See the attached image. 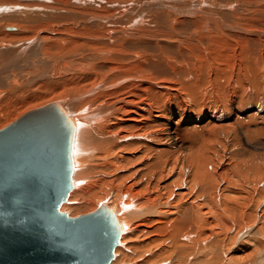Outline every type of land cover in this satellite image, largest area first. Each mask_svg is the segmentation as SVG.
<instances>
[{
  "label": "bare ground",
  "instance_id": "bare-ground-1",
  "mask_svg": "<svg viewBox=\"0 0 264 264\" xmlns=\"http://www.w3.org/2000/svg\"><path fill=\"white\" fill-rule=\"evenodd\" d=\"M218 1L231 4L224 8L235 12L230 16L232 21L201 13L200 3L192 0H0V128L20 117L24 111H18L31 99H57L53 103L66 111L76 128L72 151V181L76 188L59 210L77 217L102 203L113 212L122 234L110 264H197L198 259L206 258L207 264H264L262 259L247 262L235 257L247 248V239L257 250H264V216L260 215L264 211H258L264 202V166L247 169V164L240 163L228 180L220 178L218 172L207 179L205 173L209 158H214L213 162L218 158L215 147L210 151L202 140L205 136V140L215 138L219 149L223 145L225 161L231 168L240 151L232 147L229 134H234L236 140L243 135L244 144L251 142L238 119L240 112L233 114V127L227 133L221 131L224 136L220 143L219 130L211 129L208 134L205 129L189 132L191 126L184 125V116L190 112L188 104L194 101L192 95L200 96L201 89L215 81L225 80L228 100L223 92L211 100L214 108L204 105L201 111L222 107L227 111L247 101V90H238L240 81L247 80L237 77L232 68H224L225 60L215 58L221 50L227 51L226 45L234 46L231 50L243 49L246 42L236 41V37L241 40L247 36L246 55L252 53L264 59V42L259 41L264 39L262 15L256 16L257 9H251L249 12L255 14L244 29L235 23L245 19L237 16L236 5L247 0ZM259 2L264 5V0ZM20 4L36 11L19 19L13 14ZM210 7L224 10L221 6ZM131 8L133 11L128 10ZM148 10L153 13L142 24L144 17L136 15H146ZM8 12L13 13L6 15ZM15 23L16 28L8 27L5 30L9 32H4L5 24ZM226 55H233V51L228 49ZM261 63L264 65V61ZM246 65V79L251 68L264 72V67L258 70L252 64ZM121 115L127 118L122 120ZM250 116L244 118L250 120ZM227 119L210 120L207 125L225 126ZM128 138L137 142L130 146H139L144 157L136 171L121 165L133 162L123 151L129 147L124 144ZM251 143L254 149L263 150L264 161V141ZM198 144L200 149L194 157V153L181 157ZM188 168L193 171V184L184 188L175 185L165 195L163 179L155 184L151 180ZM207 168L213 170L209 165ZM110 170L112 175L106 173ZM122 176L134 181L130 186L134 196L124 184H116ZM251 184L257 186L252 188L249 200L247 185ZM112 190L114 202L125 190L133 199L115 207L114 202L109 205ZM150 191L157 192L152 199L146 196ZM152 222L156 225L152 229L140 228ZM251 228H255L252 234L245 235ZM152 232L164 233L166 249L158 255L160 259L148 263L145 258L150 251L136 245L143 242L142 235ZM240 235H245V241L235 247Z\"/></svg>",
  "mask_w": 264,
  "mask_h": 264
},
{
  "label": "water",
  "instance_id": "water-1",
  "mask_svg": "<svg viewBox=\"0 0 264 264\" xmlns=\"http://www.w3.org/2000/svg\"><path fill=\"white\" fill-rule=\"evenodd\" d=\"M75 124L58 104L0 129V264H110L122 228L101 204L60 212L73 189Z\"/></svg>",
  "mask_w": 264,
  "mask_h": 264
},
{
  "label": "rangeland",
  "instance_id": "rangeland-1",
  "mask_svg": "<svg viewBox=\"0 0 264 264\" xmlns=\"http://www.w3.org/2000/svg\"><path fill=\"white\" fill-rule=\"evenodd\" d=\"M2 1H4V0H2ZM15 1H17V0H15ZM18 1H21V0H18ZM127 1H132V0H127ZM192 1L193 2L197 1V4L200 3V8L201 9H199V11L201 13L207 12V13L219 16L218 18H221L224 22H227L228 20L232 21L230 16H232L233 13H235V12H233L231 10H226L225 11V8H224L225 6H230L231 4H228V3L226 4V2L219 3L218 0H204V1L192 0ZM22 2H24V1H22ZM230 3H232V2H230ZM242 3H244V4L236 5V8H237L236 13H237V16H239V17L245 16V19L242 22H239V21L236 22L235 21L237 26L242 27L244 29H247V25H249L247 23H250L251 20H252L251 15L255 14V12L253 14L249 12V11H251V9H257L258 12L255 15L256 16H261L262 15V17L264 18V7H263L264 5L262 4V2H259V0H247L246 2L243 1ZM185 6H191V5L190 4H186ZM204 6L206 8H204ZM209 6H212V7L221 6L224 10L211 8V7L209 8ZM17 8L18 9H14L16 14H13V15H15V16L17 15V17H19V19H21L25 15H30L33 12L36 11L34 8H31V7L26 8V6H22V5L20 7H17ZM23 8L26 9V10H24ZM136 9H137V11H146L144 8H142V9L136 8ZM203 9H205V10H203ZM128 10L129 11L130 10L133 11V8L128 9ZM202 10H203V12H202ZM123 11L124 10L122 9V12ZM224 11L226 13L227 12L228 13L225 15ZM56 12H51V13H53L55 15H58V13H56ZM12 13L13 12H8V14H6V15H10ZM152 13H153V11L148 10L146 15L143 14L144 16L143 15L142 16H138V14H137L136 16L141 18V19H143L142 17H144V19H143L144 21L142 20V24H144L145 23V17L149 18L152 15ZM214 13H216V14H214ZM218 13H219V15H218ZM0 16H3V15H0ZM104 23H105V21H104ZM102 24H103V22H102ZM17 26L18 25L16 23L15 24H11V25L5 24L4 25V32L5 31L9 32V31L5 30L8 27L9 28H13V27L16 28ZM229 41L235 42L234 39H230ZM229 41H228V43H229ZM236 41H242V42L245 41L246 45H247V36H245L244 38H241V40L238 37H236ZM259 41H262L261 43H263L264 39H260ZM246 45H244L245 49L244 48L240 49V47H239V48H236V49H233V50H231V49L234 46H232L231 44L230 45H226V48H228L229 51H233V55H231V56L226 55L228 53V49H227V51H226L227 53L224 50H221V52H219L221 55L218 54L217 56H215V58L218 57L217 59L221 58L222 60H225L224 61L225 65L223 64L224 68H227V67H228V69L232 68L234 70V74L236 73L237 77H241V78L247 80V82H243V83H242V81H240V85L238 87V90H243V89L247 90V101L246 102L243 101L239 105H236L234 109L227 108V111L224 110L223 107L220 108L219 110H216V111H214V110L208 111L207 108H204L203 111H201V109H202V107L204 105L207 106V107H210V108H214L215 102L211 101V100H213L214 98H216V96L222 94L223 92L225 93L224 94L225 100H228V97H229L228 94H227V89H229V88L227 87L225 80L215 81L211 85H205L201 89L202 94L200 96H197V97L192 95V99L194 101H192L191 103L188 104V106L190 108V112H187V114L184 116V122H185L184 125L189 126V127L191 126V129L188 130L189 132H194L197 129H205L207 131V134H208V133H210L211 129L219 130L220 131L219 132V143H220V141H221L220 138L222 136H224V133H227L233 127V122H234L233 114L237 111V112H240L238 119L243 122V127L245 128V130L248 131L247 132V136L249 135L248 136V140H250L251 142L264 141V72H256V71L253 70V68H251L250 74L247 75V79L243 75V71L248 73L246 64H248L249 66H251V64H252L258 70H263L264 65H262L261 62H263L264 59H260L258 56H254L252 53H250L249 55H246L247 54V46ZM239 50H240V52H238ZM241 53H242V55H240ZM231 59H233V60L235 59V61L233 62V60H231ZM245 59H247V60H245ZM227 63H229V64H227ZM216 65L218 67H220L218 64H216ZM233 66H234V68H233ZM79 67H81V66H79ZM205 69L207 70L208 67L206 66ZM79 72H81V70ZM224 76H225V74H224ZM61 78H64V75ZM49 79H51V78H49ZM57 79H60V78H57ZM221 79H222V77H221ZM53 80H54V78H53ZM53 98L54 97H49L50 100L48 98L46 99L45 97L44 98H40L41 100H36L35 98H33V99H31L32 101L31 100L30 101L32 103L37 102V103H35V105L34 104L33 105H29V103H31V102L26 103L25 104L26 108L24 107V108L20 109L18 112H20V111L21 112H23V111L24 112H28V111H31L33 109L40 108V107H43V106L48 105L50 103L56 102L57 99L53 100ZM60 102L62 103V101H60ZM201 102H205V103L201 104ZM173 110L178 111L177 108H173ZM11 112H12V114H14L13 109H12ZM23 113H21L20 116L23 115ZM258 113H260V114L258 115ZM130 115L132 116L134 114H130ZM246 115L247 116L251 115L250 116L251 117L250 120H249V118L248 119L244 118ZM17 118H19V116ZM17 118L11 120L9 123H7L6 125H4L1 128H4L5 126L10 124L11 122L15 121ZM119 118H122V120H124L127 117L121 115ZM225 118H228L226 120V122H225V126L217 127L219 124H216V123H214V124H212L210 126L207 125V122L210 121V120L215 122V121H219V120H222V119H225ZM189 122H195V123H192L191 125H187V123H189ZM221 131H223L224 133L221 132ZM206 138H207V136H205L202 140L207 142V144H208V146L210 148V151L215 147L214 154H215V157L218 156V158L214 162H213L214 158H211V159H213L212 161L209 158V160H208V162H207V164L205 166V173L207 175V179H211L218 172V173H220V178H224V179L228 180L229 176L231 175V173L233 171H235V169L238 167V165L240 163L247 164V169H249L250 166L256 167L257 164H262L264 166V161H261L263 159V156L261 154V153H263V150L254 149L252 147V143L249 142V141H248L247 144H244L243 142H241V140H244V136L243 135H242V137L240 135L238 140H236L237 138H236V136L234 134H232V133L229 134V140L232 142V147L236 148V149H239V151H240L238 153L237 161L235 162V166L233 168H231L230 165L228 164V162L225 161V159H226L225 158V153L222 152L223 151V145L221 146V149H219L218 147H216V139L215 138H212L210 140H205ZM129 139L130 138L127 139L128 140L127 142H124V144L128 145L129 147H126V149L123 150V151H125L128 155H130L129 159H132L133 162H131L130 164L121 163V165L123 166V169H125V170L132 169L131 171H136L137 167L139 165L138 163L140 161H142L144 159V157H142V155L140 154V147L139 146H137V147H131L130 146L131 144H137V142L129 140ZM157 144L158 145H163V143H161V142H157ZM195 147H196V149L191 150V152H183L181 154V157L184 158L185 156L189 155L190 153H194V155H193V157H194L195 153L197 152V149H200L199 144L196 145ZM240 147H242V148H240ZM109 161L112 162L111 159ZM207 165H209V168L213 167V170L211 171L208 168L206 169ZM87 166H90V165L87 164L86 167ZM106 173L112 175L113 171L110 170V171H108ZM192 173H193V171H191L190 168H188L186 171H184V170H176L175 172L167 175L165 178H163L161 176H154V179H151V180H152L153 184H155L160 179H163L164 182H162L161 184L165 185L167 187V190L164 192V195H165L175 185H179V187L184 188L186 185L193 184L192 181H191V178H193V174ZM147 176H151V175H147ZM73 182L75 183L74 180H73ZM133 182L134 181L129 176H125V177L122 176L119 179V181L116 182V184H119V183L124 184L125 188L127 190H129L134 196L135 194L133 193V189L130 188V186H131V184ZM256 186H257V184H255V185H252V184L251 185H247V192H249V196H248L249 200H252V196L250 195V193L251 194L254 193V190L252 188L256 187ZM75 188H76V186L74 187V189ZM112 189H113V187H112ZM177 191H185V190H177ZM102 192H101V196L104 195V192L103 193ZM109 192H112V194H111V198L109 200L110 203L109 202L108 203H109V205H112V202H114V200H115V193H114V190L109 191ZM155 193H157V192H154V194H152V191H150V192H148L146 194V196L152 199L153 196L155 195ZM130 198L133 199L132 195L128 191L125 190L121 194V197L118 199V201L114 202L113 205L115 207V206H117L119 204L126 203L127 201H129ZM260 201H262V200H260ZM180 205H183V204H180ZM98 206H97V208H98ZM259 209L260 210H258V211H261V210L264 211V202L262 203V205H261V207ZM79 215H82V213L79 214ZM79 215H77V216H79ZM260 215L264 216V212L262 214H260ZM204 218L209 219L208 217H204ZM263 221H264V219H263ZM257 223H259V221L256 222V225H257ZM153 224H154V222H152L151 225H148V226H145V227L141 226L140 228L152 229L151 227H155L156 226V225H153ZM255 228H256V226H255ZM255 228H251L252 230L251 229L248 230L245 235H251L252 232L255 230ZM149 232H151V230H148V233ZM163 235H164V233H160V232H152L150 234L142 235L140 241H143V242L140 243L139 245H136V248L139 247L138 249H145V250H149L150 251V253L148 254L149 256H147L145 258V260L148 263H153V262L157 261L158 259H160L158 257V255L166 249V242L163 239ZM245 235H243V236L240 235L238 237L235 247H238L239 244H242L245 241V238H244ZM239 239H240V243H239ZM250 239H251V237H250ZM258 239H260V238H258ZM249 241L250 240H248V239H247V241H245V243H247V248H245L243 251H239L238 253H236L235 257L236 258H240L242 261L247 260V262L248 261H255L257 259H262L264 261V250H257L255 248V246L253 245V243L249 242ZM260 241H261V239H260ZM262 242H264V240H262ZM231 261L233 263L236 262L234 259H231ZM208 262H209V258L198 259L197 260V264H207ZM118 264H122V262H120ZM128 264H130V263H128Z\"/></svg>",
  "mask_w": 264,
  "mask_h": 264
}]
</instances>
